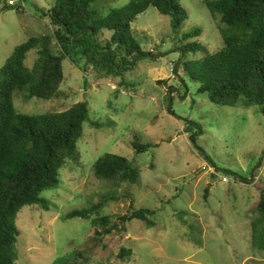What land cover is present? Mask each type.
<instances>
[{"label": "rangeland", "instance_id": "obj_1", "mask_svg": "<svg viewBox=\"0 0 264 264\" xmlns=\"http://www.w3.org/2000/svg\"><path fill=\"white\" fill-rule=\"evenodd\" d=\"M9 1L16 5L10 7ZM130 1L99 0L93 9L106 16ZM62 2L0 0V70L16 47L54 30L50 11ZM181 2L188 19L179 32L171 17L153 7L132 24L135 39L150 55L123 77L92 75L66 59L57 99L15 94L14 106L22 114L60 113L82 101L90 109L79 161L61 170L59 187L44 192L42 204L17 215V264H70L81 251L91 258L88 264H264V253L251 242L252 210L264 187V106H221L198 93L200 84L183 64L204 54L183 56L179 48L199 41L210 54L219 52L223 25L206 0ZM196 28L202 35L180 44L183 34ZM111 36L105 30L101 43ZM37 59V50L30 52L26 66L32 68ZM186 129L196 135L191 139ZM135 137L152 148L137 154ZM106 154L133 162L139 182L114 186L98 180L94 166ZM109 194L120 200L106 205L101 215L115 222L133 208H147L156 212L157 226L134 220L125 231L119 227L101 237L95 234V215L66 220L68 213L90 209ZM122 249L131 255L121 259Z\"/></svg>", "mask_w": 264, "mask_h": 264}, {"label": "trees", "instance_id": "obj_2", "mask_svg": "<svg viewBox=\"0 0 264 264\" xmlns=\"http://www.w3.org/2000/svg\"><path fill=\"white\" fill-rule=\"evenodd\" d=\"M98 1L66 0L58 4L50 11L54 30L16 47L0 70V264H17L19 212L42 204L41 195L59 187L61 170L68 162L79 161L78 143L90 113L88 102L82 101L60 113L22 114L14 106L15 94L25 92L27 100L57 99L66 79V59L81 70L90 69L92 75L123 77L150 55L133 34L132 24L140 15L153 7L172 18L175 32L188 19L181 0H131L124 7L111 9L106 16L93 9ZM206 6L214 18L220 17L224 48L210 54L199 41L182 45L179 49L183 56L204 54L201 59L184 63L185 73L200 84L198 93L207 95L216 105L264 106V0H206ZM46 14L49 15L44 13V18H48ZM105 30L112 36L103 44L100 35ZM201 35L202 29L196 28L183 34L180 44ZM34 50L38 59L28 68L26 61ZM92 125L101 128L98 123ZM185 132L191 134V139L196 135L187 129ZM152 146L141 143L139 137L133 142L137 154ZM94 175L114 186L136 185L140 179L134 163L115 154L100 158ZM209 190L206 189L207 197ZM102 199L90 209L68 213L66 220H92L95 215V234L101 237L119 227L125 231L134 220L148 228L157 226L156 212L147 208H133L112 222L101 214L106 205L120 199L114 194ZM252 212V246L264 253V187ZM130 255V250L120 252L121 259ZM90 259L86 251L76 252L70 264H88Z\"/></svg>", "mask_w": 264, "mask_h": 264}, {"label": "built area", "instance_id": "obj_3", "mask_svg": "<svg viewBox=\"0 0 264 264\" xmlns=\"http://www.w3.org/2000/svg\"><path fill=\"white\" fill-rule=\"evenodd\" d=\"M16 5V2L15 1H9V6L10 7H14Z\"/></svg>", "mask_w": 264, "mask_h": 264}]
</instances>
